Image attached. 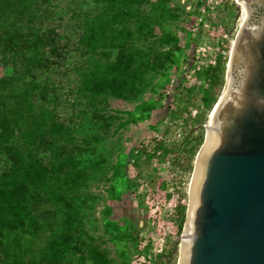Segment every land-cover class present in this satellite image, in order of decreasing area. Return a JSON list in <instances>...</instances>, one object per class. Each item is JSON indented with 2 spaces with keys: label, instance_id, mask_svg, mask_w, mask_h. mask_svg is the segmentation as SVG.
<instances>
[{
  "label": "rangeland",
  "instance_id": "obj_1",
  "mask_svg": "<svg viewBox=\"0 0 264 264\" xmlns=\"http://www.w3.org/2000/svg\"><path fill=\"white\" fill-rule=\"evenodd\" d=\"M160 2L167 11L156 18L159 11L155 12L153 4ZM106 3L107 0H50L51 13L41 23L43 30L53 28L58 32L60 56H55L57 62L39 77L49 75L54 81L58 120L70 128L81 147L80 151L73 150L69 163L80 173L72 171V179L66 175L63 183L68 208H63L62 215L72 216L78 211L73 226L66 227L70 234H80L70 241L72 247L65 253V262L178 264L182 231L177 234L173 212L184 192L187 206L193 168L187 171L183 159L171 156L146 161L140 146L151 147L154 138L171 146L189 130L193 120L204 137L211 111L205 110L200 101L202 90L211 84L205 73L219 59L227 58L226 82L230 49L244 14L236 0H147L140 11L153 16L141 26L139 38L131 40L142 49L141 56L148 62L142 81L126 95L108 94L102 102H95L99 108L93 110L86 96L93 86L89 83L82 88L75 71L76 63L85 56H79L76 49L78 28L72 14L75 10L96 14ZM199 45L210 48L195 64L199 68L194 67L193 75L187 77L184 65L195 59ZM115 52L112 49L110 57ZM12 75L11 64L0 63V77L9 79ZM43 147L38 156L45 159L52 152H63L51 140ZM9 156L0 148V175L11 164ZM174 242L175 257L167 260L165 256ZM33 244L32 261L36 263L44 243L36 237ZM0 264H4L1 253Z\"/></svg>",
  "mask_w": 264,
  "mask_h": 264
},
{
  "label": "trees",
  "instance_id": "obj_2",
  "mask_svg": "<svg viewBox=\"0 0 264 264\" xmlns=\"http://www.w3.org/2000/svg\"><path fill=\"white\" fill-rule=\"evenodd\" d=\"M145 2L107 0L105 8L96 14L73 11L78 28L76 49L79 56H85L76 63L75 71L82 88L89 83L93 86L86 94L93 110L99 108L95 102H102L108 94L126 95L142 81L148 62L131 40L139 38L141 26L153 16L140 11ZM48 5L50 0H0V63L11 64L13 71L9 79L0 77V148L11 159L8 170L0 175V253L4 264H66L64 256L72 247L70 241L80 236L77 232L70 234L66 227L73 226L78 211L72 216L62 214L63 208H68L64 179L66 175L72 179L75 167L69 163L73 150L80 151L81 147L70 128L58 120L54 81L49 75L39 77L57 62L54 57L60 56L58 32L41 27L42 20L51 13ZM153 5L155 12L159 11L156 18L167 11L161 2ZM112 49L116 52L110 57ZM226 61L219 59L205 73L211 84L202 90L200 101L207 111L224 84ZM197 123L193 120L173 145L154 138L151 147L141 144L139 152L146 161L160 155L183 159L184 169L191 171L203 141ZM50 140L63 152H52L47 159L38 156ZM185 195L180 194L174 206L178 235L185 221ZM36 237L44 245L39 248L41 258L34 263ZM176 247L174 242L165 256L167 260L174 259Z\"/></svg>",
  "mask_w": 264,
  "mask_h": 264
},
{
  "label": "water",
  "instance_id": "obj_3",
  "mask_svg": "<svg viewBox=\"0 0 264 264\" xmlns=\"http://www.w3.org/2000/svg\"><path fill=\"white\" fill-rule=\"evenodd\" d=\"M240 2L248 11L253 2L264 8V0ZM227 68L197 179L205 137L194 160L188 198L195 206L182 264H264V15L240 26ZM188 217L187 202L181 237Z\"/></svg>",
  "mask_w": 264,
  "mask_h": 264
},
{
  "label": "bare ground",
  "instance_id": "obj_4",
  "mask_svg": "<svg viewBox=\"0 0 264 264\" xmlns=\"http://www.w3.org/2000/svg\"><path fill=\"white\" fill-rule=\"evenodd\" d=\"M237 4L242 6L240 0H237ZM228 80H229V70H228V75H227L226 82L224 83V85H223L224 87L222 88L221 93L218 96V98H221V96H222V94H223V92L225 90V87L227 85ZM212 114L213 113H211L209 115L208 121L205 124V127H206V129L204 131L205 143H204L203 148H202L201 152L199 153V156L197 157V160L195 162V173L193 174V176L196 179L198 177V173H199V169H200V165H201V160H202V155L205 152V150L210 146L211 141H212V132H211V126H210V121H211ZM189 190H190V187H189ZM191 192H192V189H191ZM191 196L192 195H190L189 198H188V216L189 217H188V221H187L188 224H186V229H185L186 233L183 234V236L180 239V253H179L180 257H179L178 264H182L184 256H185L186 243H187L188 233H189L190 224H191V216H192V213H193V208L195 206V202L193 201Z\"/></svg>",
  "mask_w": 264,
  "mask_h": 264
},
{
  "label": "flooded vegetation",
  "instance_id": "obj_5",
  "mask_svg": "<svg viewBox=\"0 0 264 264\" xmlns=\"http://www.w3.org/2000/svg\"><path fill=\"white\" fill-rule=\"evenodd\" d=\"M242 7V6H241ZM242 12L244 14L242 21L239 24V27L236 31L238 32L240 26L244 24V22L247 23H258L261 19V17L264 15V8L262 5L257 4L256 2H253L251 4V9L248 11L244 6L242 7ZM235 33V35H236ZM235 37V36H234Z\"/></svg>",
  "mask_w": 264,
  "mask_h": 264
},
{
  "label": "built area",
  "instance_id": "obj_6",
  "mask_svg": "<svg viewBox=\"0 0 264 264\" xmlns=\"http://www.w3.org/2000/svg\"><path fill=\"white\" fill-rule=\"evenodd\" d=\"M237 1V0H236ZM233 43V42H232ZM210 48V46H207V48H205V46L204 45H199V46H197V48H196V54H195V59H192V62H193V64H192V62L191 63H189V64H185L184 65V71L186 72H188V74H185L187 77H190L191 75H193V73L195 72V68L194 67H196V69H198L199 68V65H196L195 66V64L197 63V62H199V61H201V59L203 58V57H205L206 55H207V53H208V49ZM216 50L217 51H220V52H223V50H219V47H216ZM193 58V57H192ZM190 65H192L191 67V69H189V66ZM202 105V104H201ZM203 106V105H202ZM195 113V110H193L192 111V114H194Z\"/></svg>",
  "mask_w": 264,
  "mask_h": 264
}]
</instances>
